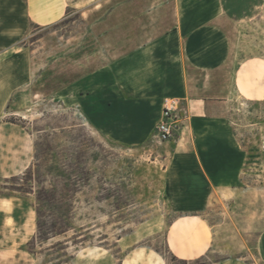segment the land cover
<instances>
[{"label":"rangeland","instance_id":"obj_1","mask_svg":"<svg viewBox=\"0 0 264 264\" xmlns=\"http://www.w3.org/2000/svg\"><path fill=\"white\" fill-rule=\"evenodd\" d=\"M205 2L220 5L231 40L236 89L227 118L243 153L242 178L236 186L221 187L209 205L211 249L200 259L183 261L170 252L167 236L188 213L171 201L165 186L172 144L159 142L158 123L145 127V140L125 145L107 137L100 128V106L85 111L78 90L70 92V102L64 91L108 63L80 15L70 10L48 29L23 27V0H0V102L1 89L15 88L0 121L32 134L36 149L31 169L0 178V191L31 198L48 228L69 230L47 241L32 240L24 250L15 243L0 252V264H71L75 256L81 264H163L161 258L164 264H215L238 257L256 264L252 249L264 225V0ZM23 51L33 57L25 86ZM38 196L44 199L40 205Z\"/></svg>","mask_w":264,"mask_h":264},{"label":"crops","instance_id":"obj_2","mask_svg":"<svg viewBox=\"0 0 264 264\" xmlns=\"http://www.w3.org/2000/svg\"><path fill=\"white\" fill-rule=\"evenodd\" d=\"M22 9L23 27L57 26L70 10L89 27L90 41L100 44L108 63L64 91L70 102V92L78 90L85 111L88 105L100 106V128L107 137L125 145L145 140V127L160 121L163 100H182L180 128L170 140L164 174L171 201L180 202L188 214L180 217L179 228L173 230L176 223L170 226L167 245L183 261L205 256L214 237L206 216L209 205L221 187L236 186L242 178L243 153L227 118L236 73L229 66L232 46L220 5L205 0H23ZM84 40L88 41L86 34ZM32 60L23 51V86L30 82ZM14 89H1L0 119L7 115ZM35 150L32 134L0 121V178L30 170ZM177 188L182 192L178 194ZM187 232L192 241H186ZM36 234L37 210L32 199L0 191V252L13 249L15 243L16 249L24 250ZM252 250L256 264H264V225ZM71 264L81 263L75 256ZM215 264L253 263L238 257Z\"/></svg>","mask_w":264,"mask_h":264},{"label":"built area","instance_id":"obj_3","mask_svg":"<svg viewBox=\"0 0 264 264\" xmlns=\"http://www.w3.org/2000/svg\"><path fill=\"white\" fill-rule=\"evenodd\" d=\"M182 110V100L179 98H165L161 118L157 125V138L159 142L170 141L179 131V113Z\"/></svg>","mask_w":264,"mask_h":264},{"label":"trees","instance_id":"obj_4","mask_svg":"<svg viewBox=\"0 0 264 264\" xmlns=\"http://www.w3.org/2000/svg\"><path fill=\"white\" fill-rule=\"evenodd\" d=\"M27 174V173H26ZM44 201L41 197L38 196L39 205ZM50 203V201H47ZM69 230L67 227L58 228L55 224H53L52 228H48V226L44 223L41 215V208H37V237L32 241H37V239H41L43 241L50 240L54 237L61 236L67 234ZM32 242L29 243V247L32 245Z\"/></svg>","mask_w":264,"mask_h":264}]
</instances>
